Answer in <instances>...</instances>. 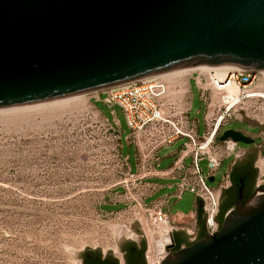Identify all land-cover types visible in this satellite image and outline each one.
Instances as JSON below:
<instances>
[{
    "label": "water",
    "instance_id": "95a60500",
    "mask_svg": "<svg viewBox=\"0 0 264 264\" xmlns=\"http://www.w3.org/2000/svg\"><path fill=\"white\" fill-rule=\"evenodd\" d=\"M205 64L264 69V0H0V107ZM238 191L217 230L171 237L157 264H264V188Z\"/></svg>",
    "mask_w": 264,
    "mask_h": 264
},
{
    "label": "rangeland",
    "instance_id": "374dc122",
    "mask_svg": "<svg viewBox=\"0 0 264 264\" xmlns=\"http://www.w3.org/2000/svg\"><path fill=\"white\" fill-rule=\"evenodd\" d=\"M259 84L264 87V78ZM190 85L193 94L190 116L198 119L199 132H202L205 103L200 99L193 79ZM91 94L87 92L80 97L32 107L22 104L0 107V264H78L79 253L85 247L115 249L130 241L131 236L125 234L116 238L113 229L114 224L130 225L128 220L106 215L99 207L105 200L102 188L119 178L106 168L109 157L107 150L100 146L101 129L92 127L91 149H81L84 144L80 143L79 137L72 143V130L85 120L79 113L83 108L93 110L89 102ZM92 101L103 116L114 122L111 107L101 99L93 98ZM113 109L122 129V153L128 155L135 168V148L126 140L129 128L124 113L118 105ZM243 118L246 121L227 123L221 133L227 129H244L264 139V123L249 115H243ZM183 140L178 139L159 150L160 156H164L162 167L172 161L169 154ZM261 141L255 144L253 151L258 165L253 181L255 189L264 187L260 184L264 169V166L263 169L260 167ZM73 144L77 149H72ZM237 145L249 144L237 141ZM234 159L233 154L223 158L210 185L216 186L223 180ZM200 165L202 172L207 174V159L201 160ZM153 180L159 184L171 182L160 178ZM171 190L164 187L146 201ZM220 202L222 206L230 205L235 202V197L226 191ZM120 206L105 203L102 208L114 210ZM200 207L189 191H185L179 200L171 198V215L180 213V218L173 217L179 221L174 235L187 236V231L193 230L197 238L202 237L203 220L197 214ZM193 210L194 218L191 217ZM225 212L219 218L221 222ZM130 228L137 234L135 239L145 241L146 264L145 254L147 249H154L157 233L148 225L142 232L134 222Z\"/></svg>",
    "mask_w": 264,
    "mask_h": 264
},
{
    "label": "built area",
    "instance_id": "2783aa9c",
    "mask_svg": "<svg viewBox=\"0 0 264 264\" xmlns=\"http://www.w3.org/2000/svg\"><path fill=\"white\" fill-rule=\"evenodd\" d=\"M262 78L264 69L238 64L224 69L220 65L205 64L194 67L185 76L157 73L88 92L92 93L89 102L93 110L83 108L79 113L85 120L72 130V143L79 137L80 143L84 144L81 149H91L92 139L89 137L92 127L100 128V146L107 150L109 157L106 168L119 175L114 182L102 188L105 200L99 205L100 210L106 215L123 217L130 225L136 223L142 232L145 231L144 226L156 229L159 224L169 223L168 245L172 241L173 230L178 227L176 222H179L173 217L180 218V213L171 215L170 200H179L185 191H189L196 201H201L204 233L217 230L221 224L217 218L221 193L230 185L229 174L216 186L210 185L207 178L215 176L224 157L233 154L235 158L241 152V147L232 138L220 139L219 136L227 123L245 120L243 115L264 123V87L259 84ZM191 79L205 103L202 132H199L198 119L190 116ZM93 98L101 99L112 108L114 122L102 115ZM114 105L121 107L124 113L129 128L126 140L135 148V168L128 155L122 153V129ZM181 138L183 143L169 154L172 161L162 167L164 156H160L159 150ZM72 149L77 147L73 144ZM204 158L207 159V174L202 172L200 165ZM261 176L260 184L263 185L264 170ZM155 178L171 182L159 184L153 180ZM164 187L172 190L146 201L147 197ZM105 203L121 206L105 210L102 208ZM191 217L194 218V210ZM186 237V242L180 246L197 239L193 230L187 231ZM171 249H176L175 244ZM165 253L166 247L163 255L155 247L147 249L146 264H157Z\"/></svg>",
    "mask_w": 264,
    "mask_h": 264
},
{
    "label": "flooded vegetation",
    "instance_id": "af4514ba",
    "mask_svg": "<svg viewBox=\"0 0 264 264\" xmlns=\"http://www.w3.org/2000/svg\"><path fill=\"white\" fill-rule=\"evenodd\" d=\"M240 131L244 133L247 140L252 139V141L245 142L249 144L248 146L239 145L241 147V152L234 159L235 163L229 176L230 185L221 193L222 195L228 191L231 196L235 197V202L230 207L236 206L237 195L239 193L238 189L240 187L242 201L252 196L256 191L253 181L255 170L258 165L253 151L255 149V144L261 140L260 157L261 160L264 161V139H261L262 136L261 138L260 136L255 137L251 132L244 129ZM257 132H260L259 127ZM129 238V242L126 244H119L115 249H100L89 246L83 248L79 253L78 264H144L145 241L143 239H135V237Z\"/></svg>",
    "mask_w": 264,
    "mask_h": 264
},
{
    "label": "bare ground",
    "instance_id": "6f19581e",
    "mask_svg": "<svg viewBox=\"0 0 264 264\" xmlns=\"http://www.w3.org/2000/svg\"><path fill=\"white\" fill-rule=\"evenodd\" d=\"M219 65L221 68H224V69L232 66V64H219ZM196 66H200V65H196ZM196 66H184V67L174 68V69L162 72V73L180 74L181 76H185V73H187L188 71H190L191 69H193ZM162 73H158V75H161ZM84 93H86V92L74 94L72 96H67V97H63V98L42 100V101L31 102V103H26V104H22V105L24 107L38 106V105H42V104L51 103L53 101L66 100V99H69L70 97H72V98L80 97ZM14 107H16V106H14ZM263 166H264V161L261 160L260 161V167L263 169ZM169 228H170L169 223H163V224H159L155 229V231L157 233V238L153 240V244H154V247L157 250V252L162 253V255L165 252L166 244L170 242ZM113 229H114V234H115L116 238L121 237L123 234H125L127 236H131V237H137L136 232L132 228H130L124 224H114ZM152 247H153V245H152Z\"/></svg>",
    "mask_w": 264,
    "mask_h": 264
},
{
    "label": "trees",
    "instance_id": "16d2710c",
    "mask_svg": "<svg viewBox=\"0 0 264 264\" xmlns=\"http://www.w3.org/2000/svg\"><path fill=\"white\" fill-rule=\"evenodd\" d=\"M232 204H230L229 205V203L228 204H225V205H221V202H220V208H219V212H218V216H217V218H218V220L220 221V216H221V214H223L225 211H227V209L231 206ZM197 214H198V218L200 219V220H203L202 219V208L200 207L198 210H197ZM220 223H221V221H220ZM205 233H204V227H202V229L200 230V235L201 236H203ZM185 237L186 236H180V235H174L173 234V241H174V243H175V247L176 248H179L180 247V244H181V242L185 239Z\"/></svg>",
    "mask_w": 264,
    "mask_h": 264
},
{
    "label": "crops",
    "instance_id": "0c3cea01",
    "mask_svg": "<svg viewBox=\"0 0 264 264\" xmlns=\"http://www.w3.org/2000/svg\"><path fill=\"white\" fill-rule=\"evenodd\" d=\"M233 165H234V164H232V162H231V163H230V166H229L228 169H227V171L224 173V176H226V175H228V174H229V176H230V172H231V169H232ZM186 240H187V237H185V239L181 242V244H182V243H185ZM175 248H176V247H175Z\"/></svg>",
    "mask_w": 264,
    "mask_h": 264
}]
</instances>
